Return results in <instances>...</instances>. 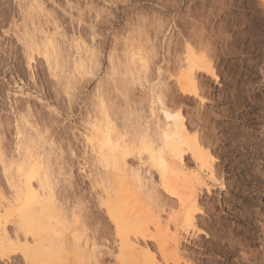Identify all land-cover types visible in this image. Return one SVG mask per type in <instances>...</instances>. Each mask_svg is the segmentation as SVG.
<instances>
[{
	"label": "rangeland",
	"instance_id": "1",
	"mask_svg": "<svg viewBox=\"0 0 264 264\" xmlns=\"http://www.w3.org/2000/svg\"><path fill=\"white\" fill-rule=\"evenodd\" d=\"M33 1L35 2V0H23V3L17 6L16 0H0L1 3L0 22L6 21L8 19L9 14L11 13L12 19L16 22V24L18 23L17 27L18 25L20 26L18 27L20 32L23 31V33H25L24 30L26 29L22 27H26L27 25L28 26L30 25L29 27L31 28L30 30L32 31L34 28L37 29L36 31L34 29L35 34L36 32H38L37 38L38 36H40L39 32L41 30L44 31L46 30L47 34L50 31L51 34L50 33L49 34L54 39L53 45H50L49 47L51 51L50 53L53 54V52L56 50L59 52L57 53L56 51L54 53V56H52L53 58L51 57L50 59L52 61L51 67L56 70V75L61 77L59 83L65 85V91L68 90L69 86L74 85V82L77 78L89 79V77L84 75V73L86 72L92 71L94 75L99 74L102 71L106 73L107 64H114L117 69V73L112 80H108L107 76H105L101 79V81L97 85V86H103L106 93V97H105L106 107H103L104 110V111L102 110L103 112H100L101 110H99L102 108H91L88 104H85L84 107H81L79 103H74L72 105L73 128L75 129L79 127V125L76 123V121L78 120L84 121L88 124L87 128L81 129L84 138V147L86 148L88 154L84 157L83 160L77 159L76 167L78 169L82 168L83 172L87 173L88 177H91V180H83L81 178V182L75 184L74 187L77 188L78 190L84 191L89 198L94 197L95 204H92L89 201L88 208L79 207L77 204L78 197L75 194L70 193L67 186L63 183L65 177L61 174L60 171L61 157L58 151L60 145L56 140L55 136H51V135L45 136L46 140H44L43 143L45 144V146L43 145L45 149L41 147L39 151L40 152L44 151L43 155L44 157L46 156L44 159L47 158L46 161L47 160L48 162L50 161L48 165L45 164L44 166L42 165L40 167L41 170L43 171L42 175L44 174L45 177L47 175L48 177L47 181L49 182V185H51L49 187L50 189H47L48 192L44 194L45 196L44 200H47V195L48 197L50 195L51 198H48L50 209L56 208L55 214L57 215L61 214L60 216L61 217L63 216L61 218L62 221L59 224L62 225L63 234L65 233L66 238L69 237L70 240H72L71 237L73 235L71 233L78 231L77 233L79 234L82 246L84 248V256H85V259L83 258L85 260L84 263L85 264L87 263L88 264H121V262L119 261V256L122 254L120 240L116 237L115 226L112 220L110 219L109 214H107L108 212L106 209L107 208L106 199L104 198L103 193H101L103 192L102 189H104V185L102 184L100 179L101 175L103 174V167L101 169V166L100 165L98 166V164L95 161L97 158H96V153L94 152L91 146L92 143L91 144L87 143V140H89L92 137L91 135L92 132L90 129L92 125L89 118L91 117V120H93V117L95 115L101 117V114L102 115L105 114V118L109 116L108 120H111L110 122H112L113 124L115 123L114 128L115 126L117 127L115 130L116 131L118 130L119 132H121V134L125 132L124 135L126 138L128 137V135L131 136V134L134 137L135 135H133V133L134 132L136 133V131L140 132V130L142 129L141 127L144 126L152 117L151 112L155 111L156 112L155 115H158L159 113V116L164 118V116L161 115L162 113L159 112L157 109L158 105L156 98L154 100H149L147 104H138L135 100H133L132 97L128 98L129 102L131 103L132 112L144 113L143 118H137V119L135 116L132 115H130L127 119H125L122 115H118L116 108L113 106L112 103L113 101H116V105H118L119 107H123L120 101L117 100V96L121 92H123L124 89L123 81L125 79L128 81H132V80H139L142 78L143 73L141 69L144 67L143 61H146L149 58V54H150L149 41H153L155 36L157 35L164 34L166 36H169L171 56L168 59L166 66L163 67L158 66L157 68L158 73L163 74L162 76L158 75V79H163V77L168 78L167 84L169 88L175 91V94L178 96V98L181 101L182 107L183 106L185 107V108L183 107L184 109H182L183 115L185 117H187V115L188 117H190L191 114L195 116L199 111H201L203 114L199 112V115L201 113L200 116L203 117L205 116L204 118H209L208 121H210V127H212L211 130L213 129L212 130L213 133L214 132L215 134L217 133L216 134L217 136L221 135L220 138L223 139V140L221 139L218 140V142L220 141L221 143L219 142V144L217 143L216 145L222 144L224 148L231 145V142L229 140L231 139L232 141L239 140L240 142L243 139H245L246 136L249 134L253 138H256L260 143L264 144V7L260 6V0H134V6L132 7H125L122 4L121 6H119L117 10L112 11L111 15L115 18L117 22L123 20V24H124L123 27H117L116 24H107V25L103 24L102 23L104 20L103 16H100V18L96 20L97 40L95 43L99 45L101 39L104 41L105 44H108L109 41H111L112 43L110 47L106 48L107 64L105 62V59L101 57L99 58L98 61L100 67H95V65L93 64L94 62H91L93 60V57L91 56L92 52L90 51V49L93 48V44L89 43V40L84 38V34L82 32L84 25H81L77 22L74 29L70 31L69 28L71 27L72 21L74 19L78 21L80 18H83L85 25L91 23L95 19V16L98 15V12L95 10L103 9L105 5H108L109 10H111L112 7L111 0H38V1L36 0L35 4ZM88 3H91L93 5V8L88 11H85L84 10L85 5ZM125 3H132V0H125ZM69 4H71L72 7L70 8L67 7V5ZM5 5H7V7H5ZM177 5H183V9L181 10L179 7H175ZM34 6L37 8H35ZM169 6H173V7H169ZM39 8H42L43 10H40ZM26 12H28L29 14L30 12H32V14H30V16L32 15L31 18H29L30 16ZM136 17H142L143 23L137 27H132V20ZM30 21L34 22L33 25ZM9 26H10V22H9ZM184 30L186 31V33ZM183 31L184 33H182ZM191 34H193L192 35L193 37L191 36ZM73 37L82 40L83 44H75L73 42ZM190 37H192L191 38L192 40L190 39ZM186 41H188L192 46H193L192 43L196 44L194 45V47L197 50L199 49L197 52L198 54L201 55L205 54L208 57L212 58V60L214 59V61H216V62L213 61V65L214 66L217 65L215 66L217 68L215 69L217 75L215 74V76H209L207 74L205 75L204 72H200L197 75L198 76L197 78H199L198 80L199 84L204 86L206 85L205 86L206 88L204 86L201 85L200 86L203 87L204 89H207L209 92L211 91L210 94L206 93L207 95L205 96L207 97L204 98V96H202L205 99V103H203V106L202 104L198 105L200 104L199 99L197 100L194 99L193 97L190 98L186 97V99L182 100V97H180L182 94L180 93V91H178L177 79L179 77L180 72L184 70V67H182V69L179 68L181 66L178 63L179 60H182L185 54ZM200 42H202V44ZM183 44H185L184 48H183ZM198 44L201 45V48L200 45ZM80 46L81 48H79ZM83 46L85 48H83ZM101 47H103V45H101ZM54 48L56 50H54ZM59 48H61L62 51ZM182 50L184 51L182 52ZM61 52L65 54H62ZM78 52L83 55L85 54V56L83 57L87 58V61H85L87 63V64L85 63L86 67L84 66V69L81 70L79 69L80 72L79 70L78 71L74 70L75 68L77 70L78 69L77 67L73 68L74 66H76L74 65V61L77 60L78 57L80 56ZM55 54L57 57L55 56ZM57 54H59V56L62 57L61 58L58 57ZM77 54L78 56H76ZM33 57L34 58L32 60V63L34 66H38L41 61L43 62L44 65H49L43 53L35 52V55ZM91 57L92 59H90ZM65 60L69 63L66 64L67 62H65ZM61 61L62 63H60ZM90 62L94 66H92ZM175 62H177V64ZM54 63L57 66L58 64H60L61 66L59 65V67H57L56 65H54ZM68 65H70V67ZM32 71L33 72L35 71V67L32 69ZM41 71H43V69H41ZM59 73L61 74V76ZM26 75H28V72L26 71L25 67L22 64H20L19 59L14 55V52L12 50H9L6 56L0 58V211H1L0 212V243L1 240L3 242V238L5 237L9 242V244L7 245H2V243L0 244L2 245L0 246V264H32L26 259L24 255V249L26 248L25 244L26 242L28 243V241L25 242V239L22 238L23 237L22 234H19L22 233L21 231L17 232L19 230L17 227L22 222L21 217L18 215L17 210L18 207H20L24 203V197L21 200V198L19 199L15 195L14 188H12L10 181L12 180V183L14 184L15 183L20 184L19 181H21V183L25 181L24 185H27V187H30L29 184H32L36 188V186L38 185V180L36 177L34 178L31 177L32 180L30 179V176L32 175H30L31 168L29 166H28V170L26 166L25 168L22 169V171L20 170V172L19 169L15 167V165H13L14 167H11L12 165L9 167L6 165L8 167L7 169H9V172L8 170L6 171V168L4 167L6 164L5 161L7 162V160H9L8 163L10 164V159L12 156H14V152H16L15 150H17L15 143H17L18 138H16L17 135H15L16 134L15 122L18 118H17V114L15 115L16 113L15 110H17L18 102L24 100H27L29 102L34 112L47 110L50 108H56V103L52 102L53 94L49 93L42 85L40 86L39 90H34L33 88L29 87V80L25 78ZM62 76L63 77L65 76L66 78L64 77L63 79ZM75 91L76 90L73 87V91L70 92L69 94H74ZM238 91L239 93H243L244 95L246 94L245 96L247 97L246 98L247 102L251 100L252 97H255L258 100H260L259 102L260 106L258 105V108L255 109V112L252 111L253 113L247 114L249 116H243L244 114L243 115L241 114L242 113L241 112L242 108H241L237 110V112H239L237 117L235 116L228 117L223 113V110L221 108L223 109L224 108L227 109L228 107L230 109L234 108L233 105L234 103L230 104L231 103L230 99L231 96L234 93H237ZM224 92L227 93L224 94ZM158 94L159 92L156 93V95ZM209 95L213 99L210 98ZM239 95L238 97H240ZM56 100L57 102H61V98L59 96H56ZM226 100L229 101L226 102ZM151 102L153 103L151 104ZM261 103L263 106L261 105ZM104 108L106 110L108 109L107 113L109 114L106 113V110ZM11 109H13L14 113L12 112ZM57 111H59V109H57ZM173 111H178V110L173 109ZM193 111L195 112V114H193L194 113ZM103 117L104 116H102V118ZM248 118L250 120H248ZM27 121H29L28 122L29 124L26 123L25 120L21 122V124L24 123L23 125L25 129L28 128L24 132L25 135L23 137L25 138L27 133L30 135V137L28 138L31 137L33 138L35 136L36 138L34 137L33 139L34 140L37 139L35 140L37 144L40 142L39 141L40 136L44 135L45 130L40 124V122L35 118H32L30 120L27 119ZM29 125H32L30 127L34 128L32 129L33 131L37 130L38 132L36 131L37 133L36 132L33 133L32 131L33 134L30 133L31 129ZM135 125L137 126V128ZM218 125H220V127H218ZM129 138H131L132 140V137ZM225 138L227 142H225ZM33 144L36 145L35 143ZM47 149L50 150L51 152L48 151ZM214 153L216 154V152H213V155ZM15 154L17 155V153ZM139 154L140 153L137 151L135 154L130 155L127 159L129 165L127 164V166H125L127 172H125L126 170L125 171L123 170V174L124 175L127 174L126 176L129 177V178L125 177L126 181L130 184L129 186L130 188L128 187L129 188L128 192L131 193L132 191L133 193L131 194L133 195L134 192L138 193L139 191L138 194L141 193L142 196L139 195L140 198H138V200L140 201L141 199V201L138 203L142 205H148L149 203H150L149 205H151V199H153L154 198L153 196L155 195V198L152 200V203H155L157 202L156 200H158V202L160 201V203H163L165 205L164 207L166 209L164 208V210L161 212V218L166 219L170 214L169 213L170 211L167 212L168 209H170L171 206L172 209H175L176 205L174 206L173 202L175 201L174 203H176L177 201L174 199V197L171 196L170 198L168 197L169 195L167 194V192L164 191V188L162 186L160 187L161 184L159 185L160 182L158 180V174L155 167H152L149 163L148 165L144 161H139L140 157H144V154L143 155L140 154L141 156ZM79 155L80 153H78V156ZM217 155L218 153L215 155V157H217ZM236 157L237 154L236 155L234 154L230 158H232L231 160L236 164V166L240 164L241 167L243 165V163L241 162L244 161H241L239 159L241 157L240 155H238L239 158ZM190 158H191L190 155H186V157H184V163L186 166L189 165L187 167L192 170L195 167H194V162L191 161L192 159L190 160ZM217 161H218L217 162L218 166H221L220 170H222L224 174L221 176V179L220 177L218 178V181L219 182L222 181L223 178V181L226 183L225 186L223 187L219 186L216 189H213L212 193H209V195L206 190H203L202 191L203 193L201 191L199 193V196L201 194L199 198V202H201V200H205L211 203L212 205L211 215L216 220H214L215 222H212V220H210L211 216L209 215L210 217L208 216L207 219L202 220V222H204V220L206 221L205 224L206 226L204 225L202 227L201 225L203 224H200L201 223L200 220L199 226L201 229H204V231L207 230L206 231L207 234L204 236L202 234L201 238L203 240L197 241L194 239L193 241L192 240H188L185 242L183 241L182 248L185 247L183 249L184 251H186L185 253H187V255L189 254V256H193L194 258H196L197 260L192 257V259L198 262L199 260L198 256L200 257V254L202 252L201 250H203L204 248L203 243L209 244L210 243L209 241L215 240V238L213 239V237H215L216 234L220 235L221 237L220 241H223V243L226 242V244H224V248H227V246H229V244L227 243H231L232 240L237 241L238 240L237 238L239 237L243 240L242 241L243 244L239 245V243L234 242L237 243L238 245H236L237 247L235 248L237 249H234L232 253L223 256V254L221 255L222 252L220 251L216 253L214 256L211 253L206 252L207 254L202 253L201 256L206 254L204 255L205 259L207 258L205 261L209 259V255L210 257L213 258L218 257L217 261L220 260L219 264H239V259L241 260L242 258L246 259V260L243 259L242 264H246L247 261L248 263L251 262L250 264L253 263L260 264L261 260L264 259V236H263L264 233H262L263 231L261 229L264 227L263 226L264 225L263 224L264 223V192L261 190V192L255 198L256 200L253 203H251L249 199L245 198L248 196V194H251L250 190L253 189L252 188L253 184H247L246 190L242 189L243 192L241 190L236 189L237 193L236 192L234 193L232 191L234 189L228 185L229 183H232V181L237 180L236 177H238L237 174L238 172H235L236 170L234 172L228 171L229 164L224 162L222 160V157L220 158V156H218ZM262 161H263L262 158H260V160H257L256 163L257 162L258 163L256 165H254L255 163L253 164L254 166L251 165V170L256 171V173L264 177V165ZM129 166L130 168H128ZM128 169H131V172ZM135 170L137 172L139 171L138 173L140 174L136 173ZM6 173L7 175L9 174L11 178L13 177V179H10L9 181V176H7ZM76 174L81 175L80 173H76ZM26 178L27 180H25ZM131 184L133 186H131ZM263 185L264 184H262V186ZM31 188H33V186ZM134 188L137 190L133 191L132 189ZM147 195L148 196L151 195L149 196L151 199H149L150 202L148 204L146 203L149 201L146 200V197H148ZM135 196L136 195H134L133 197ZM165 196L167 197L168 200L166 199ZM159 198L162 200H160ZM165 199L168 204L166 202L165 203L163 202L165 201ZM143 200L144 202H142ZM169 200L171 201V203L169 202ZM97 205L99 206V209L97 211H93L92 209H96ZM200 205L203 207L201 203ZM98 211H103L105 215V219L107 220V225H108L107 227H105L103 222L95 218L98 214ZM251 215H252V219L250 223L247 219H249ZM156 217H159V215L158 214L157 216L155 215L154 218ZM197 218L200 217L197 216ZM51 220H53L51 221L52 226L54 225V223L56 224V222H54V219ZM252 220L254 221L255 224L257 223L256 227L254 226L255 224L252 223L253 222ZM251 225H253L254 227H252ZM50 226H48L44 230L48 232V230L51 229L52 227ZM206 227L208 229H206ZM209 228L212 230H210ZM44 230L42 231V233H46L44 232ZM5 231H7V233ZM210 232L212 233L210 234ZM15 233L16 234L18 233L19 237ZM181 233L183 232L181 231ZM9 235L13 238L11 239ZM181 235H184V233ZM8 237L10 239H8ZM17 237L18 240L16 239ZM9 240L12 242L10 243ZM29 240H30L29 242L31 243L30 245H32L33 240L31 238ZM139 241L141 243L140 245L143 246L144 242L142 243V240ZM148 242L150 243V245H154L153 244L154 242L150 240ZM220 244L221 243H219V245ZM65 246L66 247L64 248L67 249L68 247L71 246V243L70 246L69 244H65ZM68 250H72V249L69 248ZM187 255L185 254V256ZM242 255L243 256L248 255V256L243 257ZM66 257L69 258L68 255ZM249 257L251 260L249 259ZM77 258H78L77 263L79 262L81 263L82 261H79V257ZM89 258L90 261L88 260ZM158 258L160 257L158 256ZM71 259L72 258H69L67 260H71ZM247 259H249L250 261ZM37 260L34 261V264L53 263V261L50 260V257L49 258L46 257L38 261ZM65 262L66 260L64 261V264L68 263V261L66 263ZM71 263L73 264L74 261L72 260ZM84 263L82 262V264Z\"/></svg>",
	"mask_w": 264,
	"mask_h": 264
},
{
	"label": "bare ground",
	"instance_id": "2",
	"mask_svg": "<svg viewBox=\"0 0 264 264\" xmlns=\"http://www.w3.org/2000/svg\"><path fill=\"white\" fill-rule=\"evenodd\" d=\"M35 2H36V0H35ZM35 2H34V4H35ZM35 8H37V7H35ZM42 8H39V9L43 10ZM30 9H31V7H30ZM28 12H26V13H28ZM30 14H32V12H30ZM30 14H29V16H30ZM31 16L29 18H31ZM39 17H41V16H39ZM46 21H47V19H46ZM31 23L33 25L34 22H31ZM20 25H21V23H20ZM18 27H20V26L18 25ZM26 27H22V28L26 29V30H24V32L27 34V36L29 38L30 45L34 46L35 52L43 53L45 55L47 63L49 65H52V61L50 59L52 56H54V53L57 50L54 48V50H56V51H54L53 54L50 53L51 51H50L49 47H50V45H53V43H54V39L50 35L51 34L50 31L48 30L50 34L49 33L47 34L46 30L45 31L41 30L39 32L40 36H38V38H37L38 32H36V34H35V32H34L35 28L34 29L32 28L33 29V31H32V30H30L31 29L30 27L29 28L28 27L26 28ZM31 27H33V26H31ZM27 29H29V30H27ZM36 30L37 29H35V31ZM29 31H31V32H29ZM184 31L182 33H184ZM185 33H186V31H185ZM192 35L193 34H191V36ZM192 37H190V39ZM40 39H41V41H40ZM188 41H186L185 54H184L182 60L178 59L179 60L178 64L181 66L179 68L182 69V67H184V70L180 72L179 77L177 79L178 91H180V93L182 94L180 96V97H182V100L186 99V97H189V98L193 97L194 99H197V100L199 99L200 104H198V105L202 104V106H203V103H205L204 98L207 97L205 95L210 94L211 91L209 92L207 89H204L203 87H201L204 85L199 84V82H198L199 78H197L198 77L197 75L200 72H204L205 75L207 74L209 76H215V74H216L215 69H217L215 66H217V65H215V66L213 65L214 59L212 60V58L208 57L205 54H202V55L198 54L197 52L199 49L197 50L194 47V45H196V44L192 43L193 44V46H192ZM200 43L202 44V42H200ZM63 44H64V42H63ZM184 45L185 44H183V48H184ZM198 45H200V44H198ZM79 48H81V46ZM83 48H85V47L83 46ZM200 48H201V45H200ZM59 49H61V48H59ZM61 51H62V49H61ZM77 51H79V50H77ZM81 51H82V49H81ZM183 51L184 50H182V52ZM83 52H85V51H83ZM57 53H59V52L57 51ZM61 53H60V55H61ZM81 53H79L80 56L78 57V59L76 58L77 60L74 61V65H76V66H74L73 68H75V67L78 68L77 70L75 68L74 69L75 71H78L79 69L80 70L84 69V66L86 67L85 61H87V58L83 57V56H85V54L83 55ZM87 53H89V52H87ZM62 54H65V53H62ZM176 54H179V53H176ZM57 55L60 58L62 57V56H59V54H57ZM55 56H56V54H55ZM76 56H78V54ZM91 56H92V54H91ZM87 57H89V56H87ZM55 58H54V60H55ZM90 59H92V57ZM90 59H89V61H90ZM144 60H146V59H144ZM65 62H67V61L65 60ZM65 62H64V64H65ZM70 62H72V61H70ZM91 62H93V60ZM91 62H90V64H92ZM214 62H216V61H214ZM55 63H54V65H56ZM60 63H62V61ZM68 63L69 62H67L66 64H68ZM175 63L177 64V62H175ZM93 64H92V66H94ZM59 65L60 64H58V66L57 65L56 66L59 67ZM68 66L70 67V65H68ZM80 70H79V72H80ZM72 71H73V69H72ZM60 76H61V74H60ZM64 77H63V79H64ZM74 78H75V76H74ZM200 83H201V80H200ZM226 93L227 92H224V94H226ZM238 95L240 97H238ZM245 95L243 93H239V91L237 93H234L231 96V99L229 98L231 101L230 104L234 103L233 104L234 108L231 107L232 109H230L228 107L229 106L228 105L229 102H228V104H227L228 108L227 109L224 108L225 109L224 110L223 108H221L223 110V113L228 117H232V116L237 117V115L239 114V112H237V110L241 109V108H242L241 114L242 115L244 114L243 116H249L247 114L253 113L252 111L255 112V109L258 108V105L260 106V103H259L260 100H258L255 97H252V99L247 102L246 101L247 97ZM202 96H204V98ZM209 97H210V95H209ZM155 98H156L157 105H158L157 109L159 112L162 113L161 115H163L164 118L160 117L159 113H158V115H155L156 112L153 111L154 110L153 109L152 110L153 112H151L152 117L150 116L152 118V120L150 118V120L144 126L141 127L142 131L141 130H140V132L136 131L138 136L134 132L133 133V135H135L134 137L132 136V134H131V136L126 134V135H128V137L126 138L124 135L125 132L123 134H121V132H119L118 130L116 131L115 129L117 127L115 126V128H114L115 123L113 124L112 122H110L111 120H108L109 116L107 117V115H106L107 118H105V114L104 115L101 114V117H100V116L95 115L93 113L95 115L94 117L92 116L93 120H91V117L89 118L91 125H92V127L90 128L92 133L91 132L90 133L92 135L91 138H93V139L90 138V140H92L91 146H92L94 152L96 153V158H97L95 161L98 164V166L99 165L101 166V169L103 167V174L101 175L100 179H101L102 184L104 185V189H102L103 192H101V193H103L104 198L106 199V204H107L106 209L108 212L107 214H109L110 219L112 220V222L115 226L116 237L120 240V244H121V248H122V254L119 256V261L121 262V264H219L220 260L217 261L218 257L213 258V257H210V255H209V259L207 261H205L207 259V258L205 259V256H204L207 254L206 252L211 253L212 255L215 256L216 253L221 251L222 252L221 255L223 254V256H226L229 253H232L234 251V249H237V248H235V247H237L236 245H238L237 243H239V245H242L243 240L238 237L237 241L232 240L233 243H232V241H231V243H227V244H229V246H227V248H224V244H226V242L223 243V241H220V239H221L220 235L216 234L215 237H213V239L215 238V240L209 241L210 242L209 244L203 243L204 248H203V250H201L202 251L201 254L202 253H206V254H204L203 256H201V254H200V257L198 256V259H199L198 260L199 263H198L197 261L194 260L196 258H194L193 256H189V254L187 255V253H185L186 251L183 250L185 247L182 248V243H183V241L184 242L188 241V240L193 241L194 239L197 241L203 240L201 238V236H202V234H203V236L206 235L207 230L204 231V229H201L199 226V222L201 220L200 224H203V226H204L206 224V221L204 220V222H205L204 223V222H202L203 219L197 218L198 214L194 215L193 216L194 227L191 231H189L186 227L187 213H188L189 209L194 207V206L199 205L200 207H202L200 205V202H199V198L201 196V194L199 196L200 191L202 192L203 190H208L207 193L209 195V193H212L213 189H216L219 186H221V187L225 186L226 183L223 181V178H222V181H220V182L218 181V178L220 177V179H221V176L224 175L222 170H220L221 166H218V163H217L218 162L217 161L218 156H220V158L222 157V160L229 164L228 165V171L234 172L236 170L235 172H238L237 173L238 177H236L237 180L232 181V183H229V185H228L234 189V190H232L234 193L237 191L236 189L241 190L243 192L242 189L246 190L247 184H253L252 185L253 189H251L252 191L250 189H248V190H250L251 194H248V196L245 197L246 199H249V201L251 203H253L256 200L255 198L261 192V190L264 192V185L262 186V184H264V177L261 176L260 174L256 173V171H252L251 165H253L254 163H255L254 165H256L258 163V162L256 163V161L260 160V158H262V160H263L262 163L264 165V144L260 143L256 138H253L249 134L246 136L245 139H243L240 142H239V140L238 141H235V140L232 141V139L231 140L227 139L231 142V145L226 147V148H224L222 144L216 145L217 143L219 144V142H220V141L218 142V140H220V139L223 140V139L220 138L221 135L217 136L216 135L217 133L216 134H215V132L213 133V131H212L213 129L211 130L212 127H210V121H208L209 118H204L205 116L204 117L200 116L202 113L201 111H199V112H201L200 115L198 112L195 116L191 114V116L189 115L190 117H188V115H187V117H185L182 113V109H184L185 107L183 106L184 107L183 108L182 104H181V108L178 111H173L171 106L168 105L166 101L163 104L160 103V100H161L160 93L158 95H156ZM210 98H212V97H210ZM197 100H196V103H197ZM227 101H229V100H226V102ZM152 103L153 102H151V104ZM261 105H262V103H261ZM105 107H106V105H105ZM11 110L13 112V109H11ZM99 110H101L100 112L104 111L103 108L99 109ZM107 110H106V113L108 112ZM177 112H179V115L177 114ZM191 112H192V110H191ZM107 114H109V113H107ZM193 114H195V112ZM15 115H16V113H15ZM89 116H91V115H89ZM102 116H104V117L102 118ZM17 118H18L16 120L17 123L15 122V130H16L15 135H17L16 138H18L17 143H15L17 150H15L16 152H14V156L11 157L10 164L8 163L9 160H7V162L5 161L6 164L4 167L6 168V171L8 170V172H9V169H7V168L11 165H12L11 167H14L13 165H15V167H17L19 169V172H20V170L22 171V169L25 168L26 166H27V170H28V166H29L31 168V170H30L31 174L30 175H32V176H30L28 174L30 176V179H31V177L32 178L36 177L38 180V185L36 186V188L32 184H29L30 187H27V185H24L25 181L24 182L22 181L23 183H21V181H19L20 184L12 183V180L10 181V179H13V177L11 178L9 176V174L7 175V173H6V175L9 176V181L11 182L12 188H14L15 192L13 190L12 191L15 193V195L19 199L21 198V200L24 197V203L22 205L20 204L21 206L18 207V210H17L18 215L21 217V220H22L21 224H19V226L17 227L19 229L17 232L21 231L22 233H19V234H22V236H23L22 238L25 239V242L28 241V243L26 242V244H25L26 248L24 249V255H25L26 259L32 264H34L35 260L44 259L46 257L47 258L50 257V260H52L54 264H64L65 260H66V262L68 261L67 264H70L72 260L74 261L73 264H79L80 263L79 261H82L84 263L85 262V260H84L85 259L84 248L82 246L79 234L77 233L78 231L73 232L74 234L71 233L73 235L71 237L72 240H70L69 237H68L69 239L66 238L65 233L63 234L62 225L59 224L62 221L61 218L63 216L61 217L60 216L61 214L60 215L55 214L56 208L50 209L49 201H48L49 200L48 198H51L50 195H49V197L47 195V200H44L45 199L44 194L48 192L47 189H50L49 187L51 185H49V182L47 181V178H48L47 175H46V177L44 176V174L42 175L43 171L41 170L40 167L42 165L44 166L45 164L48 165V163L50 161L49 162H48V160L46 161L47 158L44 159L46 157V156L44 157V155H43L44 151L40 152L39 149L41 147H43L45 149V147H44L45 144H43V143H44V140H46V137L44 135H43L44 137L41 135L44 138V139H41V136L39 135L40 136L39 141L40 142L43 141V142H41L42 144L39 141H38L39 143L36 144L35 140H37V139H35V140L33 139L35 137L34 135H32V136H34L33 138L32 137L28 138V137H30V135L27 132H26L27 135L24 138L23 137L25 135L24 132L28 128L25 129V127L23 125L24 123L21 124V122H23L25 120V118H20L18 116H17ZM249 118H248V120H250ZM103 119H105V120H103ZM136 119H137V117H136ZM18 120H20V121H18ZM28 122L29 121H27V123ZM30 126H32V125H30ZM26 127H28V126H26ZM218 127H220V125H218ZM136 128H137V126H136ZM30 129H31L30 133H32V131H33L32 129H34V128L30 127ZM38 129H40V128H38ZM36 131H33V133ZM39 134H41V133H39ZM129 137H132V140ZM233 139H234V137H233ZM225 142H227L226 138H225ZM31 143L32 144L35 143L36 145H34V144L32 145ZM215 145H216V147H215ZM37 147H38V149H37ZM48 151H50V150H48ZM137 151L141 155L144 154V157H145V158L140 157L141 155L139 154L140 155L139 161H144L147 164L149 163L152 167H155L157 174H158V180L160 182L159 185L161 184L160 187L162 186L164 188V191L167 192V194L169 195L168 196L169 198H170V196L174 197V199L177 201L176 203H174L175 201L173 202L174 206L176 205L175 209H172V206L169 204L171 206V208L168 209L167 212L170 211L169 212L170 214L168 215V218H166V219L161 218V212L164 210L165 205L163 203H160V201L158 202V200H156L157 202L154 201L155 203H152V200L155 198V195L153 196L154 198L152 197L153 199H151L149 197L151 195H149V196L147 195L148 197H146V200L151 199V205H149L150 200L148 202H146L147 204L149 203L148 204L149 207H148V205H142V204L138 203L141 201V199H140V201L138 200V198H140L139 195H141V193L138 194L139 191H138V193L134 192L133 195L131 194V193H133L131 191V189H130L131 193L128 192V190L130 188L129 187L130 184L126 181L125 177H128V176H126L127 174L126 175L123 174V170L124 171L126 170L125 166H127V164H128V161H127L128 157L130 155L135 154ZM213 152H216V154L218 153L217 157H215V155H216L215 153L213 155ZM15 153H17V155ZM234 154L235 155L237 154V157H238V155H240L241 157L240 158L238 157V158L241 161H244V162H241V163H243V165L241 164L242 165L241 167H240L239 163H238L239 165L236 166V164L231 160L232 158H230V157ZM186 155H190L191 156L190 160L192 159L191 161L194 162L195 168L192 170L187 167L189 165L186 166L184 163V157H186ZM49 156H50V154H49ZM189 163H190V161H189ZM128 168H130V166ZM27 170H25V171H27ZM128 170L131 172V169H128ZM136 170H137V168H136ZM10 171H11V168H10ZM125 172H127V170ZM138 172L136 171V173H138ZM138 174H140V173H138ZM219 174H220V176H219ZM262 175H263V173H262ZM29 176H27V177H29ZM25 180H27V178ZM129 181H130V179H129ZM17 183H18V181H17ZM28 183H29V181H28ZM31 185L33 186V188H31L32 187ZM151 185H152V183H151ZM131 186H133V185L131 184ZM149 188H150V186H149ZM132 190L136 191L137 189L134 188ZM154 190H155V188H154ZM135 193H137V194H135ZM146 193H148V192H146ZM143 194H144V192H143ZM154 194H155V192H154ZM240 194H242V193H240ZM134 195H136V196L138 195V196L133 197ZM14 198H15V196H14ZM166 199H167V197H166ZM166 199H165V201H163L164 203L166 202ZM160 200H162V199H160ZM163 200H164V198H163ZM142 202H144V200ZM169 202L171 203L170 200H169ZM157 214L159 215V217L154 218L155 215L157 216ZM210 216H211L210 220H212V222H215L214 220H216V219H214V217L212 215H210ZM64 217H65V215H64ZM253 217H254V215H253ZM51 219H54V222H56V224L54 223L53 226L51 225L52 224L51 221H53ZM251 219H252V215L247 220L250 222ZM218 222H220V221H218ZM252 223H254V221ZM256 224L254 225L255 227H256ZM48 226L51 227V229L48 230L49 233L44 230ZM216 226H218V225H216ZM251 226L254 227L253 225H251ZM201 227H202V225H201ZM3 229H5V228H3ZM102 229H103V227H102ZM197 229H199L198 232L196 231ZM206 229H208V228L206 227ZM261 229L263 231L262 233H264V227ZM43 230L46 233H42ZM210 230H212V229H210ZM181 231L184 233V235H181V234H183V233H181ZM5 232L7 233V231H5ZM211 233L212 232H210V234ZM19 234L17 233L16 235L19 237ZM229 234H230V232H229ZM18 237L16 238L17 240H18ZM10 238L12 239L13 237L10 236ZM10 238L8 237V239H10ZM30 238L33 240L32 245H30L31 243L29 242ZM139 240H142V243L144 242L143 246L140 245L141 243ZM149 240L154 242L153 243L154 245H150V243L148 242ZM11 242L12 241H10V243ZM69 242L71 243V246H70ZM206 242H207V240H206ZM217 242H219L221 244L219 245V243H217ZM234 242H237V243H234ZM1 243H2V245L9 244L6 237L3 238V242L1 240ZM186 243H188V242H186ZM27 244H29V245H27ZM65 244H69L70 247L65 249L64 247L68 246V245L65 246ZM2 245H0V246H2ZM69 248L72 250H68ZM243 249H244V247H243ZM157 254L160 258H158ZM185 254L187 256H185ZM67 255L69 256V258H72V259L67 260V259H69L66 257ZM251 255H249V256H251ZM247 256L248 255H245L243 257H247ZM77 257H79V261H78L79 263H77V260H78ZM192 257L194 259H192ZM243 259L244 258H242L241 260L239 259V264H242ZM249 259H250V257H249ZM249 259H247V260H249ZM88 260L90 261V258ZM244 260H246V259H244ZM82 262L80 264H82ZM247 263H248V261L246 262V264ZM250 263L251 262H249L248 264H250Z\"/></svg>",
	"mask_w": 264,
	"mask_h": 264
},
{
	"label": "snow or ice",
	"instance_id": "3",
	"mask_svg": "<svg viewBox=\"0 0 264 264\" xmlns=\"http://www.w3.org/2000/svg\"><path fill=\"white\" fill-rule=\"evenodd\" d=\"M22 3L23 0H16L17 6ZM111 4V10H109L108 5H105L103 9L95 10L98 12V15L95 16V19L91 23L85 25L83 18H80L78 21L74 19L69 28L70 31L74 29L77 22L84 25L82 29L84 38L88 39L89 43L93 44V48L90 49V51L92 52L95 67H100L98 61L101 57L105 59L107 64L106 48L110 47L112 43L109 41L108 44H105L102 39L99 45L95 43L97 40L96 20H98L100 16H103V24H116L117 27H123V20L117 22L111 15V12L117 10L122 4L125 7L134 6V0H132V3H125V0H111ZM260 6L264 7V0H260ZM5 7H7V5H5ZM67 7L70 8L72 5L69 4ZM175 7H179L181 10L183 9V5H177ZM92 8L93 5L88 3L85 5L84 10L88 11ZM142 23L143 18L136 17L132 20V27H137ZM73 42L75 44H83V41L76 37H73ZM101 45H103V47H101ZM9 50L14 52L20 64H22L28 72L25 78L29 80V87L34 90H39L42 85L49 93L53 94L52 102L56 103V108L34 112L27 100L19 101L16 114L20 118H25L26 123L27 119L35 118L44 128V136H55L60 145L58 151L61 157L60 171L65 177L63 183L67 186L70 193L78 197V206L88 208L89 201L95 204L94 197L89 198L84 191L74 187L75 184L81 182V178L83 180H91V177H88L87 173L83 172L82 168L78 169L76 167L77 159L83 160L88 154L84 147V138L81 131V129L87 128L88 124L78 120L76 123L79 127L73 128L72 105L74 103H79L81 107H84L85 104H88L91 108L105 107V90L103 86L97 85L105 76H107L108 80H112L117 73V69L114 64H107L106 73L102 71L94 75L92 71L86 72L84 75L89 77V79L77 78L74 85L69 86L68 90L65 91V85L59 83L60 77L56 75V70L53 69L51 65H44L42 61L38 66L33 65L32 60L35 55V48L30 45L27 34L19 31L16 22L12 19L11 13L6 21L0 22V58L6 56ZM149 53V58L143 61L144 67L141 69L143 73L142 78L132 81L125 79L123 81V92L117 96V100L120 101L123 107L116 105V101L112 102L113 106L116 108L117 114L122 115L125 119L130 115L137 118H143L144 116L143 112L131 111V103L128 100L129 97H132L138 104H147L149 100H154L156 93L159 92L161 104L166 101L174 110H179L181 108L180 99L175 94V91L170 89L167 84L168 78L163 77V79H158V75H163L162 73H158V66H166L171 56L169 36L160 34L155 36L153 41H149ZM34 67L35 71L33 72L32 69ZM41 69H43V71H41ZM73 87L76 90L75 93L69 94L73 91ZM56 96L61 98V102H57ZM57 109H59V111H57ZM177 114L179 115V112H177ZM41 139H43V137H41ZM87 143L91 144L92 140H87ZM78 153H80L79 156ZM76 173H80L81 175H77ZM200 203L203 207L199 205L194 206L190 208L187 213L186 227L189 231L194 227V215L198 214L200 218L207 219L208 216L212 214V205L209 201L201 200ZM98 209L99 206L97 205V208L92 210L97 211ZM95 218L103 222L105 227L108 226L103 211H98ZM196 231L198 232L199 229ZM260 264H264V259L261 260Z\"/></svg>",
	"mask_w": 264,
	"mask_h": 264
}]
</instances>
